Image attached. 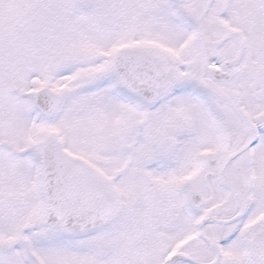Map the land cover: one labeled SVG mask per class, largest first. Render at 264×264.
<instances>
[{"label":"snow or ice","instance_id":"snow-or-ice-1","mask_svg":"<svg viewBox=\"0 0 264 264\" xmlns=\"http://www.w3.org/2000/svg\"><path fill=\"white\" fill-rule=\"evenodd\" d=\"M0 264H264V0H0Z\"/></svg>","mask_w":264,"mask_h":264}]
</instances>
